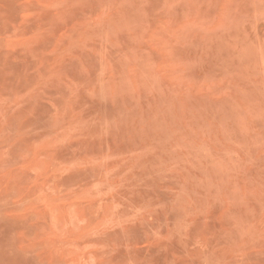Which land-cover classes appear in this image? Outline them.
<instances>
[{
	"label": "rangeland",
	"instance_id": "374dc122",
	"mask_svg": "<svg viewBox=\"0 0 264 264\" xmlns=\"http://www.w3.org/2000/svg\"><path fill=\"white\" fill-rule=\"evenodd\" d=\"M0 264H264V0H0Z\"/></svg>",
	"mask_w": 264,
	"mask_h": 264
}]
</instances>
